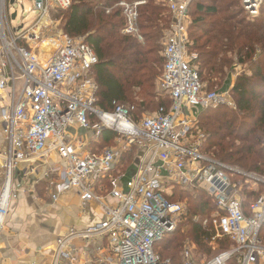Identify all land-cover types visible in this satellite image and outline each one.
Masks as SVG:
<instances>
[{
    "label": "built area",
    "instance_id": "obj_1",
    "mask_svg": "<svg viewBox=\"0 0 264 264\" xmlns=\"http://www.w3.org/2000/svg\"><path fill=\"white\" fill-rule=\"evenodd\" d=\"M75 1L33 0L35 17H23V24L13 27L19 8L26 14L23 1L0 0V232L21 190L16 171L26 165L25 179L37 175L54 203L76 192L84 208L93 202L103 211L97 225L70 229L58 238L51 264H171L156 248L185 221L211 228V245L224 240L231 246L198 262L192 243L184 264H264V194L249 200L264 178L203 150L201 111L235 107V102L230 91L207 92L192 64L193 0H165L174 21L162 40L160 88L172 106L137 119L134 108L114 104L115 110L106 112L97 107L94 48L84 37L60 35L55 23L52 27L53 12L69 11ZM241 2L252 18L264 5V0ZM145 4L122 1L107 13L121 9L122 33L142 40L139 8ZM244 71L237 66V75ZM104 132L113 134V145L98 151ZM125 156L137 163L131 177ZM178 188L205 191L214 204L210 217L193 216L187 202L170 200ZM100 241L104 244L94 248ZM77 242L86 245L79 248Z\"/></svg>",
    "mask_w": 264,
    "mask_h": 264
},
{
    "label": "trees",
    "instance_id": "obj_2",
    "mask_svg": "<svg viewBox=\"0 0 264 264\" xmlns=\"http://www.w3.org/2000/svg\"><path fill=\"white\" fill-rule=\"evenodd\" d=\"M122 1L140 0H76L69 11L58 15L64 32L84 37L99 58L94 67L97 107L106 112L114 111V104L134 108L132 115L137 119L150 110L172 106L170 97L158 92L157 85L165 66L162 40L174 19L165 0H145L139 8L142 40L125 35L121 9L107 13ZM190 17L189 47L191 55L196 56L192 64L206 91H230L235 102V107L202 110L199 123L206 136L203 150L216 160L264 178V5L260 15L252 18L241 0H193ZM238 65L245 67L240 75L236 73ZM112 140L113 134L104 132L98 151L112 146ZM125 157L124 169L128 170L132 156ZM260 189L264 191V185ZM261 191L250 193L249 200L259 197ZM177 193L190 201L193 216L206 218L214 211L212 198L204 191L188 194L178 188ZM182 230L167 235L156 248L171 264H183L181 252L187 238L205 251L212 238L211 228L204 229L192 221L185 232Z\"/></svg>",
    "mask_w": 264,
    "mask_h": 264
},
{
    "label": "crops",
    "instance_id": "obj_3",
    "mask_svg": "<svg viewBox=\"0 0 264 264\" xmlns=\"http://www.w3.org/2000/svg\"><path fill=\"white\" fill-rule=\"evenodd\" d=\"M236 78L233 77L234 82ZM131 164L125 171L133 176L137 173V163L134 161ZM26 168L23 165L16 171L21 190L18 191V198L12 202L9 216L0 232V264H51L61 235L70 229L85 230L95 226L103 218L98 204L92 202L84 208L76 192L62 195L54 203L45 183L37 184V175L25 179ZM44 169V165L39 167L38 175H42ZM263 234L264 229L261 236ZM76 244L79 248L86 245L82 242ZM103 244L97 242L94 248Z\"/></svg>",
    "mask_w": 264,
    "mask_h": 264
},
{
    "label": "rangeland",
    "instance_id": "obj_4",
    "mask_svg": "<svg viewBox=\"0 0 264 264\" xmlns=\"http://www.w3.org/2000/svg\"><path fill=\"white\" fill-rule=\"evenodd\" d=\"M19 1H23V5H24V7H25V10H26V14L24 15V16H22L24 13L22 12V9L21 8H19V11H20V17L16 20V21H13V27H20L23 23V17H27V16H29V19H27L28 21L30 20V19H32L33 17H35V15H33L32 13H30L31 12V10L33 9V6H34V3H33V0H19ZM199 2L200 1H205V0H198ZM58 13L59 12H53V14H52V16H51V18H52V22H53V26L52 27H54V23H55V26H56V31H57V33L58 34H66L65 32H64V26H63V20H62V17H60L59 15H58ZM28 21H26V22H28ZM26 22H24V23H26ZM161 77H162V75L160 76V79H159V82H160V80H161ZM157 91L158 92H160L161 90H160V85H159V83H158V85H157ZM156 110V109H155ZM155 110H150L148 113H146L147 115L148 114H153V113H155ZM202 112V111H201ZM145 114V115H146ZM79 135L80 136H84L85 135V132L84 131H80L79 132ZM130 162L131 163H133L134 162V156L133 157H131V159H130ZM240 169V168H239ZM240 170H242V169H240ZM242 171H245V170H242ZM245 172H247V171H245ZM181 191L182 192H188V194H190V193H195V192H199L200 190H185V189H183V188H181ZM261 191V189H259V191L258 192H260ZM190 192V193H189ZM205 192V191H204ZM257 192V193H258ZM206 193V192H205ZM264 194V191H261V193H260V196L261 195H263ZM175 197V199H177V201L176 202H187V205L189 206V203H190V201L187 199V198H185V199H181L180 198V196L178 195V193H177V195L175 194L174 195ZM192 205L190 204V207H191ZM190 214H192L191 212H190ZM208 217H210V215L208 216ZM189 222L190 221H185L184 223H182V225H180V227H179V229H182L183 228V232H185L188 228H189ZM263 242H264V234H263ZM193 242H192V240L191 239H189V238H187L186 240H185V243H184V246H183V249H182V252H181V259H182V263L184 264V252H185V250H186V248H189V245L190 244H192ZM194 244V243H193ZM208 244V246H206V251L204 250V249H200V248H198L195 244V247H196V249L194 250V252H193V255H194V257H195V259L198 261V262H207V261H209L211 258H213L215 255H217L220 251H222V250H224V249H229L230 248V246H231V244L230 243H228V242H225L224 240H221V241H218V242H216V243H214L213 245H211V243H207ZM159 248L161 249L162 247H161V245L159 246ZM214 249H216L217 251H214ZM210 250V251H209ZM209 252V253H208Z\"/></svg>",
    "mask_w": 264,
    "mask_h": 264
},
{
    "label": "water",
    "instance_id": "obj_5",
    "mask_svg": "<svg viewBox=\"0 0 264 264\" xmlns=\"http://www.w3.org/2000/svg\"><path fill=\"white\" fill-rule=\"evenodd\" d=\"M12 3H14V0H12ZM13 18H16V15H14V17Z\"/></svg>",
    "mask_w": 264,
    "mask_h": 264
}]
</instances>
